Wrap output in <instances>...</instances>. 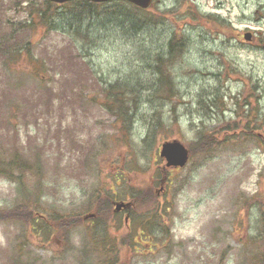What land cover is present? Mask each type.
<instances>
[{"label": "rangeland", "instance_id": "374dc122", "mask_svg": "<svg viewBox=\"0 0 264 264\" xmlns=\"http://www.w3.org/2000/svg\"><path fill=\"white\" fill-rule=\"evenodd\" d=\"M85 3L41 21L44 0H0V264H249L248 240L264 245V0ZM125 10L147 25L121 27ZM172 28L189 39L173 55ZM158 67L172 101L150 94ZM173 139L191 158L162 186ZM91 240L112 251L89 255Z\"/></svg>", "mask_w": 264, "mask_h": 264}, {"label": "trees", "instance_id": "16d2710c", "mask_svg": "<svg viewBox=\"0 0 264 264\" xmlns=\"http://www.w3.org/2000/svg\"><path fill=\"white\" fill-rule=\"evenodd\" d=\"M44 4H45L44 10H38L37 15H38V17H39V19L41 21H43L45 19H47L48 21L52 20L50 18L53 16V13H55V12L48 14V11L50 10V12H51V8H54L56 5H54L52 3H49V2H44ZM85 6H88L90 10L92 8L96 7L95 4H89V3H85ZM91 6H92V8H91ZM130 6H132V5H130ZM132 8H133V10L136 13L138 12L139 14H143L144 12H146V10H141V9H139L137 7H134V6H132ZM34 11H35L34 9L30 10V15L31 16L34 15V13H35ZM122 15L124 17V20H123V23H122L121 27H124V29H126V30L129 29V30L132 31L133 29H135L137 27L138 22H140V25L138 27H142L143 26L142 24L147 25V23H148L147 20H145V19H139L138 21L135 20L134 22L126 23V21H128V20H125V16L127 15V11L125 10L124 12H122ZM126 19H128V15L126 16ZM171 31H172V36H171V38L168 41V45H169V50H172V55H173L174 53H176L178 51H180V52L184 51V48L187 47V45H188L189 39L185 38V40H184L182 38H179V36L182 37L184 35H187L186 34V30L177 31L176 28L175 29L172 28ZM77 35H83L84 37H87V34H85L81 30L80 27H78V29H77ZM176 37L178 39H176ZM157 70L159 71V74H160V75L158 74L159 76H162V75L164 76L165 69H163V68L160 69L158 67ZM159 76H155L157 81H158L157 90H154V92H152L150 94L151 95H156L160 99H166V100L172 101L173 98L177 97V92H176V90L174 88V80L173 79H169L168 80V78L166 76H164L163 78L159 77ZM111 88L115 91V95L113 97V100H115V101H117L119 103H123L124 109H121L120 116H122L124 118V120L128 123L127 116H128V110H130V108L126 104L127 102H125L124 100L118 99L119 98L118 93H120L119 87L118 86H113ZM133 102H135L134 99H133ZM135 112H136V110H135ZM253 129H254V131H255V129H259V131H260L259 135L260 136H256L257 135L256 134L255 138L256 137H260V139H261V147H263V149H264V129L262 130V128L260 126L256 127L255 124L253 125ZM124 130H125L126 133L128 132V129H124ZM210 133H213V132H210ZM220 134H218V135H220ZM202 141H203V139H202ZM211 141L214 142V140H209V141H205V144L209 145V142H211ZM196 143L198 145L200 144V138L196 141ZM256 143L258 144V140L256 141ZM206 149H208V148H206ZM206 149L205 148H201V150H206ZM193 152H195L194 149H193ZM135 196H137V195H133L132 198L135 197ZM105 203L108 206H110L109 205L110 198H106L105 199ZM28 206L30 208H32L31 205H28ZM36 210L38 211L39 209L36 208ZM97 210L98 209L96 208V211ZM96 211H95V214L97 213L96 214L97 216H96L95 219L91 220L92 223L93 222L96 223L99 220V214L98 213H100V212H96ZM261 211L264 212V206L261 209ZM31 215H32V213H31ZM37 216H38V214H37ZM39 220H40V217H38V219L35 218V223L36 224L39 223ZM149 221L151 222V224H157L160 221L159 220V216L157 214L151 215L150 217H148V219H146L144 221V224L146 225ZM48 228L51 229V227H48ZM94 244H95V247H94ZM252 244H253V247H254V251H253L252 255L249 258H247L249 264H264V245L260 246V240H257V239L248 240V242L245 245H246V247H248V245L252 246ZM111 251H112L111 249H107L106 248V245H104L103 240H91V250H90V254L89 255H92V256L93 255H97V256L98 255H104L105 252H111ZM106 258L107 257H105L104 260L99 261L96 264H116L117 263V261L115 259H113V258H111V260L108 259V258L106 259ZM87 263L88 264H94V263H91L90 260Z\"/></svg>", "mask_w": 264, "mask_h": 264}, {"label": "water", "instance_id": "95a60500", "mask_svg": "<svg viewBox=\"0 0 264 264\" xmlns=\"http://www.w3.org/2000/svg\"><path fill=\"white\" fill-rule=\"evenodd\" d=\"M54 3H66L70 1L76 0H48ZM93 3H105L111 0H83ZM134 4L135 6L141 9H147L152 4L153 0H123ZM245 39L249 41L251 39L250 34H245ZM264 48V41H263ZM189 150L188 148L179 140L174 139L171 141H165L160 148V157L166 161V168L170 167H183L189 160ZM131 206L130 203L120 202L117 203V211L121 208H129Z\"/></svg>", "mask_w": 264, "mask_h": 264}, {"label": "bare ground", "instance_id": "6f19581e", "mask_svg": "<svg viewBox=\"0 0 264 264\" xmlns=\"http://www.w3.org/2000/svg\"><path fill=\"white\" fill-rule=\"evenodd\" d=\"M157 54L159 53V52H156Z\"/></svg>", "mask_w": 264, "mask_h": 264}]
</instances>
